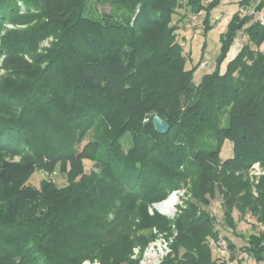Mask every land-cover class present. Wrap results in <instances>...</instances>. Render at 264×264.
I'll return each instance as SVG.
<instances>
[{
    "label": "trees",
    "instance_id": "trees-1",
    "mask_svg": "<svg viewBox=\"0 0 264 264\" xmlns=\"http://www.w3.org/2000/svg\"><path fill=\"white\" fill-rule=\"evenodd\" d=\"M221 2L0 0V32L5 22L25 25L0 40L10 71L0 81V264H139L134 248L173 226L161 264H216L217 215L203 207L218 192L234 232L235 210L264 225V174L257 195L247 175L257 162L264 169V23L255 15L264 0H238L253 12L232 15L216 67L198 84L202 61L187 67L179 34L202 11L210 31ZM156 115L168 132L156 130ZM226 141L233 155L224 158ZM85 159L97 168L70 173L64 186L31 183L36 171ZM181 189L192 199L173 220L149 212ZM245 239L241 250L264 264V230Z\"/></svg>",
    "mask_w": 264,
    "mask_h": 264
},
{
    "label": "rangeland",
    "instance_id": "rangeland-1",
    "mask_svg": "<svg viewBox=\"0 0 264 264\" xmlns=\"http://www.w3.org/2000/svg\"><path fill=\"white\" fill-rule=\"evenodd\" d=\"M255 4L241 8L238 4V0H222L220 5L211 12V24L213 25L212 29L208 32L205 31L204 28V18L206 17V12L202 11L199 15V26L195 28H188L179 29V34L181 36H185L184 47L187 52L190 53L191 57L187 62V67L191 68L193 66L199 65L201 61L208 62L206 67H202L201 65L197 67L196 71L194 72V81L198 84L201 82L202 77L206 73H210L214 71L216 67L217 58L221 53V35L227 31L228 25L231 21L232 15L237 11H242L243 14L253 12ZM26 9L25 6L22 7V12ZM185 12V10H182ZM257 18L260 16H264V9L262 12L255 14ZM179 16L175 17V21H178ZM183 23V22H182ZM5 28L0 32V40L2 36L6 33V29H11L14 27L17 28H24L25 25L18 24L14 25L11 22H5ZM54 40L53 36L48 37L44 40L40 45L37 53L45 52L52 44ZM1 46V42H0ZM234 46V45H232ZM264 48V44L262 45ZM237 51L233 50L229 52L227 58L222 63V71H225L226 65L231 58L235 56ZM24 58L32 63V56L29 54H24ZM7 58L4 55L0 56V81L10 73L9 69H7L6 64ZM14 62V61H13ZM89 139V138H88ZM86 141L82 145H84ZM224 158L233 155V144L230 141H226L223 151L221 154ZM17 160V159H16ZM259 164H254L249 168L247 175L251 179V183L254 185L253 193L257 195V189L255 185L259 182L260 176L264 174L263 166L260 162ZM96 165L93 161L85 159L81 162L80 165H72L71 163L61 164L59 163L52 171L43 170L36 171L31 178V183L35 186H39V182L43 177H47L51 181H53L58 186H64L68 184L70 180V173L76 171L82 172H90L92 169H96ZM81 173L77 175L80 177ZM172 193H183L182 203L177 206V212L174 216L164 215L170 220H173L181 209L186 206V202L189 199H192V194L187 193L186 189L175 190ZM171 194V193H170ZM170 194L166 197L168 198ZM162 201V200H161ZM160 201L153 203L149 207V212L154 214L155 212H159L156 206ZM222 195L221 193H217L215 199H213L212 203L209 206H204L203 208L207 211L211 212L212 214L215 213L217 215V228L221 233V241L223 244L219 242L218 245H213L214 247V256L216 259L220 257L216 264H255V260L253 257L248 256L245 252L241 249L244 245H246L247 240L246 237H249L252 233L260 232L264 230V225L258 224L256 218L251 215L250 213L242 216L238 210L234 211V216L237 221V228L236 232L229 227L228 223L226 222L224 212L222 209ZM160 213V212H159ZM161 214V213H160ZM154 230V229H153ZM229 241L235 243L237 245V250L233 252L229 247ZM212 243H215L211 240ZM223 245V246H222ZM235 256L232 258V256ZM92 261V260H90ZM95 261V260H94Z\"/></svg>",
    "mask_w": 264,
    "mask_h": 264
},
{
    "label": "built area",
    "instance_id": "built-area-1",
    "mask_svg": "<svg viewBox=\"0 0 264 264\" xmlns=\"http://www.w3.org/2000/svg\"><path fill=\"white\" fill-rule=\"evenodd\" d=\"M261 21L264 23V16H260ZM198 24V15L197 14H191L190 15V21L187 24L188 28H192L197 26ZM245 41V35L241 33L234 41L233 50L238 51L239 44L241 42ZM208 64L207 60L202 61L201 66L206 67ZM259 163H255L257 165ZM177 197L176 203L173 205L172 209H169V212H166L165 210L162 211L160 209V206L165 203L170 197L172 196ZM183 193H171L168 198L163 199L158 203L156 208L161 214L168 215V216H174L177 212V206L182 203V197ZM155 237L153 240H151L148 245L145 248H142L140 246H136L133 251V258H140L139 264H161L163 260L172 253V243L174 241V238L177 236V231L175 229V226H173L172 233L168 234L166 232L159 231L157 228H154L153 230ZM223 244V241L220 242ZM223 246V245H222ZM83 264H100L99 261H90L85 260Z\"/></svg>",
    "mask_w": 264,
    "mask_h": 264
},
{
    "label": "water",
    "instance_id": "water-1",
    "mask_svg": "<svg viewBox=\"0 0 264 264\" xmlns=\"http://www.w3.org/2000/svg\"><path fill=\"white\" fill-rule=\"evenodd\" d=\"M153 122L156 130L160 133H166L170 129L169 123L158 115L154 116Z\"/></svg>",
    "mask_w": 264,
    "mask_h": 264
},
{
    "label": "bare ground",
    "instance_id": "bare-ground-1",
    "mask_svg": "<svg viewBox=\"0 0 264 264\" xmlns=\"http://www.w3.org/2000/svg\"><path fill=\"white\" fill-rule=\"evenodd\" d=\"M176 199L177 197L173 195L172 197H170V199H168L165 203L160 206V209L162 211L165 210L166 212H169V209L171 210L173 205L176 203Z\"/></svg>",
    "mask_w": 264,
    "mask_h": 264
}]
</instances>
